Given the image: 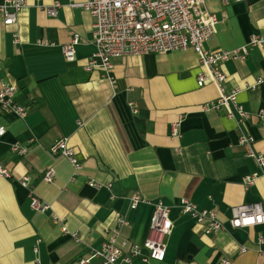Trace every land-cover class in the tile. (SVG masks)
Wrapping results in <instances>:
<instances>
[{"label":"crops","instance_id":"0c3cea01","mask_svg":"<svg viewBox=\"0 0 264 264\" xmlns=\"http://www.w3.org/2000/svg\"><path fill=\"white\" fill-rule=\"evenodd\" d=\"M5 0H0V4ZM16 23L6 25L0 12V81L17 86V102L27 109L21 119L0 107V164L12 177L0 175V264H82L99 249L115 225L116 213L128 223L121 236L129 254L143 247L159 199L171 206L172 233L165 238L163 260L145 262L141 256L122 264H264V224L232 228L231 209L244 203L264 204V176L246 187L245 178L259 170L235 120L224 110L202 106L219 97L211 82L200 86L206 71L193 49L168 53L128 55L113 60L115 83L100 69H85L96 51L93 17L75 3L86 0H25ZM219 18L215 35L205 44L212 51L248 45L245 59L220 64L225 88L239 89L238 102L250 117L244 130L253 137L252 148L264 154V46L249 45L255 34L264 36V0L243 2L205 0ZM59 2L58 15L44 6ZM80 35L76 60L66 61L61 45ZM255 86V87H254ZM129 101L138 104L132 112ZM184 114L182 137L170 136V124ZM69 138L83 169H74L65 157L49 148ZM15 143L28 147L20 155ZM180 147L181 151H176ZM53 167V182L43 179ZM29 175L35 192L51 205L45 213L31 206L30 191L18 181ZM91 180L103 183L90 185ZM106 184H111L108 186ZM139 191L143 202L131 208L130 196ZM182 197L200 208L213 209L225 229L207 234L202 223L177 206ZM54 215L63 220L55 222ZM77 231L76 242L62 230ZM85 264H99L93 258Z\"/></svg>","mask_w":264,"mask_h":264},{"label":"built area","instance_id":"2783aa9c","mask_svg":"<svg viewBox=\"0 0 264 264\" xmlns=\"http://www.w3.org/2000/svg\"><path fill=\"white\" fill-rule=\"evenodd\" d=\"M243 2L246 0H221ZM25 0H5L0 4V12L6 25L16 23L19 12L26 6ZM88 11L93 17V41L96 51L88 58L85 69L93 71L98 68L102 75L115 83L113 75L114 62L117 57L128 55H144L147 53H168L174 50L193 49L200 56L202 65L206 71L198 75V84L205 85L211 82L219 89V97L202 106L205 111H221L236 121L241 131L239 142L247 146V155L253 157L259 170L245 178L246 187H250L259 176H264V154L252 148L253 137L243 128L250 117V112L245 110L238 102L239 89L227 91L225 88L226 73L220 64L230 59H245L249 53L245 45L235 50L212 51L205 48V44L215 35L219 18L211 12L205 0H86L73 4ZM61 4L44 6L49 16L58 15ZM80 42V35L74 34L71 40L61 45L62 53L68 62L76 60V46ZM249 45L264 46V36L255 34L251 37ZM259 83L264 85V75L259 78ZM255 87V86H254ZM18 88L13 83L0 81V107L13 115L23 119L27 115V109L16 100ZM132 112L139 111L135 101H129ZM259 115L264 121V109L259 110ZM185 115L179 114L170 124V136L173 139L182 137V122ZM6 133V128L0 126V139ZM13 152L24 155L28 147L15 143L11 146ZM180 152L181 148L177 147ZM54 157H65L74 169V175L80 172L84 165L76 156L74 148L69 144L68 137H62L49 148ZM0 175L11 178V171L0 164ZM56 177L55 168H48L43 176L44 181L53 182ZM30 191L31 206L34 210L45 213L51 205L41 199L35 192L31 177L24 175L18 181ZM91 186L101 187L103 183L91 180ZM111 186V184H106ZM131 208L135 209L143 202V196L139 191H134L131 196ZM181 211L205 227V233L214 234L225 229L215 210L200 208L192 200L182 197L177 204ZM171 206L159 199L154 204V213L151 219L149 235L143 247L149 251L148 255H142L141 248L134 245L129 254H123L122 247L128 240L121 236L122 227L128 223L127 218L120 212L116 213L115 225L109 231L108 237L99 249H92L81 263L90 262L93 258L99 259V264L131 263L134 257L141 256L145 262L151 259L163 260L167 246L166 236L174 229V223L170 218ZM55 222L63 223V220L54 215ZM229 223L232 228H246L264 224V204L261 201L244 203L232 207ZM65 233H69L76 242H82V235L77 231H70L65 224L62 226ZM260 242H264L261 237ZM38 264V263H37Z\"/></svg>","mask_w":264,"mask_h":264}]
</instances>
